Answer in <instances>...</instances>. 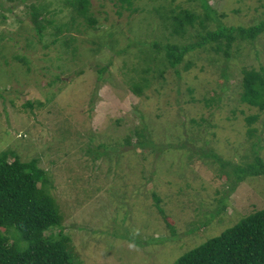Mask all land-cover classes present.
I'll return each instance as SVG.
<instances>
[{"label": "rangeland", "instance_id": "1", "mask_svg": "<svg viewBox=\"0 0 264 264\" xmlns=\"http://www.w3.org/2000/svg\"><path fill=\"white\" fill-rule=\"evenodd\" d=\"M66 1L0 0V154L45 171L49 184L34 177L61 222L44 235L66 237L74 264H175L264 209V176L230 187L253 151L264 163V111L239 101L241 70L264 65V33L232 46L224 80L221 54L198 49L171 68L151 47L195 41L198 20L184 40L166 17L202 16L197 1L139 0L118 15L114 0H90L95 26ZM207 1L226 27L264 21V0ZM148 137L152 148L136 143Z\"/></svg>", "mask_w": 264, "mask_h": 264}, {"label": "trees", "instance_id": "2", "mask_svg": "<svg viewBox=\"0 0 264 264\" xmlns=\"http://www.w3.org/2000/svg\"><path fill=\"white\" fill-rule=\"evenodd\" d=\"M25 1L22 0L21 3ZM137 1L139 0H114V5L119 8L118 15L123 10L130 14L137 13V5L134 4ZM194 1L202 8V16L174 7L168 9L170 14L166 21L173 22L174 29L171 30L170 37L179 36L185 40L187 29L198 20L201 31L195 32V41L180 45L175 42L163 45L153 42L151 47L158 51L157 54L171 68H176L188 53L198 49L212 50L217 55H222L221 77L227 80L230 49L236 42H249L253 45L264 33V21L246 28L226 27L221 22V15H217V11L211 8L207 0ZM89 5L90 0L66 1V6L73 9L77 17L95 26L97 22L89 15ZM42 6L44 5L31 6L33 25L41 20ZM206 22L213 23L215 29H209ZM47 24L50 25V21ZM37 28L39 30L36 33L39 34L43 29ZM189 66L190 63L187 62L185 69ZM175 71L178 77V71ZM241 74L239 101L264 111V65L258 70L244 68ZM142 82L144 86L131 85V90L137 96L148 86V80ZM255 118L256 116L247 118V124L250 125ZM252 132L253 129H248L247 133L251 136ZM137 136L140 137V134L137 133ZM136 143L144 148H152L154 145L149 137L145 141L138 138ZM209 153L205 152V157H211L220 166H230ZM253 153V161L246 167H232L234 182L230 185L231 191L247 177L264 176V163L258 157L257 151ZM9 155L13 157L12 161L8 160ZM34 175L40 178L42 186L50 183L45 171L36 167L35 160L22 162L11 152L0 154V264H74L67 250L66 237L44 235L47 230L60 226L61 216L53 198L44 188L38 187ZM154 200L158 203L157 197L154 196ZM159 210L162 213L160 208ZM175 264H264V209L254 211L219 236L186 252Z\"/></svg>", "mask_w": 264, "mask_h": 264}]
</instances>
